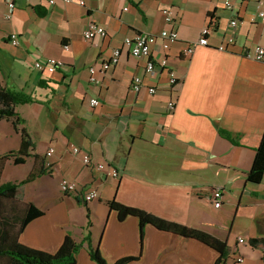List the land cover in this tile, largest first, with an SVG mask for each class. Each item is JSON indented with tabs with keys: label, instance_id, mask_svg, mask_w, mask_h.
<instances>
[{
	"label": "crops",
	"instance_id": "obj_1",
	"mask_svg": "<svg viewBox=\"0 0 264 264\" xmlns=\"http://www.w3.org/2000/svg\"><path fill=\"white\" fill-rule=\"evenodd\" d=\"M81 1L84 5L15 0L7 19L5 0H0V86L33 99L15 112L21 120L18 129H25L33 143L34 157L22 165H15L14 158L5 164L31 161L32 169L41 164L46 170L19 189V200L4 201L22 214L29 203L44 213L26 225L19 241L55 254L66 236L80 243L90 233L108 264L124 258H134L128 264L216 263L217 251L197 240L151 225L141 228L135 217L120 221L109 207L115 200L226 242L230 254L225 264H264V244H250L264 239V175L258 184L247 182L264 132V61L245 56L264 49V0ZM169 8L176 11L177 43L164 51L157 39L149 58H135L123 49L126 38L168 28L162 11ZM90 24L104 28L106 36L84 40ZM214 24L208 45L186 55L202 30ZM12 34L18 35L17 46ZM229 37L235 44L219 50ZM117 48L122 49L118 64L103 73L102 63ZM163 58L178 78L172 88L166 72L146 73L150 59ZM49 59L63 65L52 73L36 68ZM90 68L98 84L90 82ZM137 76L145 86L139 93L132 90ZM147 87L156 93L149 94ZM93 99L98 106H91ZM13 120H0V138L15 136V147L7 153L21 146ZM83 154L91 158L90 166ZM99 164L106 169L99 170ZM108 167L119 176L108 175ZM63 180L75 183L81 194L96 191L98 198L85 203L80 193H62ZM216 187L224 191L219 209L210 201ZM3 218L7 221L11 212ZM88 248L84 243L77 264H95ZM237 256L244 262L235 261Z\"/></svg>",
	"mask_w": 264,
	"mask_h": 264
},
{
	"label": "trees",
	"instance_id": "obj_2",
	"mask_svg": "<svg viewBox=\"0 0 264 264\" xmlns=\"http://www.w3.org/2000/svg\"><path fill=\"white\" fill-rule=\"evenodd\" d=\"M33 103V99L21 92L10 91L0 86V120L14 119L13 126L17 132L21 133V146L18 150L10 151L0 157L3 165H0V176L4 171L5 162L14 158L15 165L25 164L27 157H34L31 154L33 143L25 129L19 130L18 125L21 123L20 118L15 112L18 105ZM35 159L38 157L35 156ZM33 168L25 179L20 182L0 183V264H77V254L87 243L89 256L96 264H108L100 253L99 246H94L91 241L90 233L85 236L82 242H76L72 237L66 236L60 249L55 254H49L23 245L19 241L21 232L34 219L41 217L44 213L34 204L24 205V214L13 205H6L4 201L12 202L19 200L18 191L24 185L35 181L45 174L46 170L43 165ZM264 175V132L260 144L256 150L255 159L251 170L247 174V182L258 184ZM109 207L116 211L120 221L128 217H135L139 220L141 228L151 225L158 230L172 233L186 239L197 240L206 246L214 249L219 254L215 264H225L229 257L230 251L226 242L221 241L212 235L198 229L189 228L178 223L163 220L153 214L134 207L122 205L115 200L109 203ZM4 212V213H3ZM7 212H11V218L5 221L3 218ZM87 217L90 213L87 211ZM16 221L17 225L11 223ZM250 244L257 247L264 244V239H252ZM134 258H124L114 264H128Z\"/></svg>",
	"mask_w": 264,
	"mask_h": 264
},
{
	"label": "built area",
	"instance_id": "obj_3",
	"mask_svg": "<svg viewBox=\"0 0 264 264\" xmlns=\"http://www.w3.org/2000/svg\"><path fill=\"white\" fill-rule=\"evenodd\" d=\"M67 2H78L80 5H84L83 1L77 0H66ZM5 4L7 7V19H10L12 16L13 11L15 10V0H5ZM225 6L229 7L230 2L225 1ZM166 24L168 28L163 29L159 34L152 35V34H138L132 38H126L123 42V49L126 50L131 56L135 58H149L151 56V47L157 42V39L160 40V45L164 51H168L170 46L174 43H177L179 40V35L177 32V28L175 27L176 23V11L173 8L165 9L162 11ZM260 16L264 19V13H261ZM238 21L233 20L231 21L232 26H237ZM216 25H208L202 30V38L195 44L188 46L185 50V54L189 55L192 54L196 46H207L208 39L207 36L215 29ZM106 30L96 24H90L83 32V38L86 41H91L97 37H105ZM11 43L14 46L19 44V39L17 34H12L10 36ZM235 44V38L229 37L226 41V44L221 45L218 49L225 50L226 46H233ZM65 48H67L65 46ZM122 49L117 48L113 50L112 55L109 59L105 60L102 63L101 71L106 73L110 68L114 67L118 64L119 59L121 57ZM245 56L247 58L256 60V61H264V49L263 48H256L254 51H246ZM63 63L56 59H49L47 62H38L36 64V68L42 70L46 68L48 72H54L57 67L62 66ZM90 82L93 84H98L100 79L96 77V70L94 68H90ZM156 72H166L169 77V84L170 87H174L178 83V78L175 72L169 68L167 60L161 59L157 61L149 60L146 65V73L150 75H155ZM142 78L140 76L134 77L132 81V90L135 93H139L142 89H144ZM147 91L149 94H155L156 88L154 87H147ZM91 106L96 107L99 105V101L96 99L91 100ZM175 109V103L170 101L168 103V110L169 112H173ZM73 152L75 154H81L78 148H73ZM53 150H49L47 153L48 156H51ZM83 162L85 165L90 166L92 164L91 158L87 154H83ZM99 170H105L106 166L103 164H99L97 166ZM108 175L113 177H118L119 173L117 170L108 167ZM60 190L64 194H73L78 195L80 190L78 189L77 185L71 181L63 180L60 184ZM223 189L216 187L212 190L210 201L214 208L219 209L223 204ZM81 194V193H80ZM85 203H90L93 200L98 198V193L94 190H87L81 194ZM239 243H244L245 240L243 238H238ZM237 262H244V258L241 256H237L235 258Z\"/></svg>",
	"mask_w": 264,
	"mask_h": 264
},
{
	"label": "rangeland",
	"instance_id": "obj_4",
	"mask_svg": "<svg viewBox=\"0 0 264 264\" xmlns=\"http://www.w3.org/2000/svg\"><path fill=\"white\" fill-rule=\"evenodd\" d=\"M20 112L24 113L23 110H20ZM26 111L25 113H27ZM15 136L11 135L7 140H3V138H0V157L7 153L9 149H12L15 147ZM0 165H3V162L0 161ZM32 170V162L29 161L26 165L23 166H13V165H7L4 164V172L2 176H0V183H8V182H15L16 180L20 179L26 173ZM95 264L96 262L93 261Z\"/></svg>",
	"mask_w": 264,
	"mask_h": 264
}]
</instances>
